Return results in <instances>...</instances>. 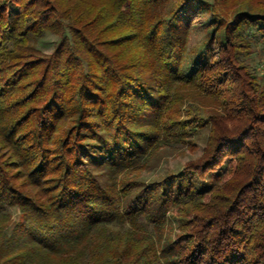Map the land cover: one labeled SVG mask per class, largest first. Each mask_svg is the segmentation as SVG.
<instances>
[{
  "label": "trees",
  "instance_id": "1",
  "mask_svg": "<svg viewBox=\"0 0 264 264\" xmlns=\"http://www.w3.org/2000/svg\"><path fill=\"white\" fill-rule=\"evenodd\" d=\"M228 2L0 0V264H264V7L228 19ZM202 12L210 40L184 55ZM209 123L195 177H123Z\"/></svg>",
  "mask_w": 264,
  "mask_h": 264
},
{
  "label": "rangeland",
  "instance_id": "2",
  "mask_svg": "<svg viewBox=\"0 0 264 264\" xmlns=\"http://www.w3.org/2000/svg\"><path fill=\"white\" fill-rule=\"evenodd\" d=\"M210 2L215 3L216 0H208ZM229 2L223 6L219 5L218 9L221 8L222 13H224L226 16H228V19H231L234 13L239 9H251V10H260L264 7V0H228ZM171 3L161 4L159 7L156 6V8L150 7L149 9V15L147 21H155L159 15H165L168 13ZM13 12H17V7H13ZM210 15L208 13L202 12L200 17L193 19V16L191 17L192 26L189 27L186 40H185V46H184V55H189L191 52H195L201 44L204 42L210 40V33L209 30L213 27L210 25L207 27L205 22L208 20ZM183 23H185L183 21ZM127 29L125 27L119 28L118 31L112 32V34L117 35L118 33L124 32ZM58 40V35L56 32L52 30H48L43 37L37 40L36 46L38 50H40L41 54L43 55H50L53 53L56 47V42ZM137 49V48H136ZM253 50L255 51L251 57L250 62L256 66L259 70V78L261 80L262 88L264 89V39L262 41H259L257 44H254ZM151 62V66H152ZM153 68V67H151ZM148 72L144 70H134L133 72H138L139 75H148L151 70L148 67ZM196 97L192 95L187 100L186 104L183 105V108L185 106H191L192 105H198L200 110L205 113L206 117L209 115H214L218 113H222L224 111L223 106L218 102L213 100L212 98L203 99L205 101L197 100ZM202 99V98H200ZM186 101V100H185ZM180 105V104H179ZM149 113V112H148ZM150 114H148L149 116ZM71 120H68L69 125L71 124ZM211 133V127L210 123L204 126L201 130L198 132H191L187 137L190 140V143H172L171 146H165L158 150L156 153V156L147 164L143 169L139 171H125L123 177L126 179H139L142 181L140 185L143 184V186H146L149 190L154 188L156 191H160L167 182L172 173H177L176 176L172 179L174 181H178L179 174L183 175L182 169L186 165V163L190 161H194L200 156H202L204 152V147L207 142V138ZM5 150V149H4ZM6 152V150L4 151ZM102 166L101 168H98V174L101 173V176L104 178H108V171ZM105 170V172H104ZM181 170V171H180ZM177 171V172H176ZM105 173V174H104ZM195 177L196 173H189L187 172L186 175H183V179L188 177ZM15 216L17 217V214L15 213ZM172 226L173 228H171ZM170 226L167 230V233L172 234V229L177 227V220L172 218L170 220ZM171 228V229H170Z\"/></svg>",
  "mask_w": 264,
  "mask_h": 264
}]
</instances>
